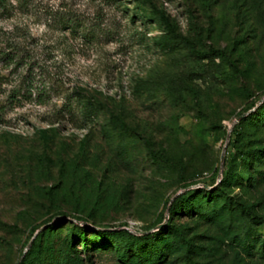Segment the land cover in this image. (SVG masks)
<instances>
[{"label":"rangeland","instance_id":"obj_1","mask_svg":"<svg viewBox=\"0 0 264 264\" xmlns=\"http://www.w3.org/2000/svg\"><path fill=\"white\" fill-rule=\"evenodd\" d=\"M158 13L222 57L161 47ZM263 104L264 0L0 4V264H122L82 243L70 258L78 225L136 237L176 226L165 264H264V162L244 164L264 150V124L242 122ZM111 113L134 132H113ZM214 189L206 215H171L177 197Z\"/></svg>","mask_w":264,"mask_h":264},{"label":"trees","instance_id":"obj_2","mask_svg":"<svg viewBox=\"0 0 264 264\" xmlns=\"http://www.w3.org/2000/svg\"><path fill=\"white\" fill-rule=\"evenodd\" d=\"M6 1L7 0H0V4L5 5ZM156 15V21L160 23V27L163 31V35L158 40V44L161 47L172 51L176 50L177 48H187L191 55L202 60L215 61L216 59L222 57L221 54L215 50H211L210 52L198 51L195 47V43L179 32L178 27L173 20L162 13H158ZM5 57H8V55ZM17 94L18 92L14 90L9 96V102H16L18 100ZM83 108L87 117L93 116L96 112V108L92 103L85 104ZM242 122L248 124L251 123L256 126L264 124V104L255 113L245 117ZM109 126L113 132H117L119 134H129L134 132V130L130 128L118 115L113 113H111L109 116ZM41 135L45 137L47 141L50 139L48 136V131H42ZM161 159L169 163V161L163 156H161ZM253 161L260 163L264 162V150L248 152L246 154L244 164L248 167H251ZM228 177L229 176L226 175V178ZM232 177L231 179H233ZM216 191L218 190L214 189V191L210 192L201 190L197 194L188 192L185 195L177 197L170 206L171 215L174 217L180 215V212H185L187 215H206L201 203L203 202L204 198H210L207 203H215L218 201L220 196L216 194ZM241 212L246 215V217L255 225L263 223L262 218L252 214L247 208L243 206L241 207ZM59 227V225L54 224L50 226L48 232L56 231L59 229ZM86 231H91L95 238L93 240H88L85 233ZM169 234L170 236L179 239H181L180 237L182 236L177 227L173 225H170L165 232H160L156 235L150 234L145 237H136L126 230L95 231L91 230V228L86 225H78L74 226L73 232H71L69 236L70 241L68 240L67 246L70 252L69 257L74 259V261L79 260L73 248L74 244L82 243L89 251L94 249L95 251L107 250L115 252L122 264H165L167 261L165 253L170 249L169 244L166 241V236ZM35 246L36 242L33 243L32 248ZM245 246L246 249L250 247L246 242ZM261 248V251L264 254V241H262ZM187 249H189V245L187 246Z\"/></svg>","mask_w":264,"mask_h":264}]
</instances>
